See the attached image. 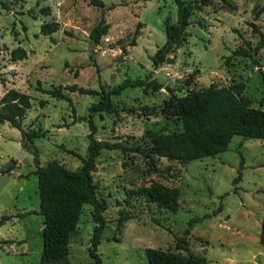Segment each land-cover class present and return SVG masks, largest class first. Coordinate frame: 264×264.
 Segmentation results:
<instances>
[{
    "label": "rangeland",
    "instance_id": "rangeland-1",
    "mask_svg": "<svg viewBox=\"0 0 264 264\" xmlns=\"http://www.w3.org/2000/svg\"><path fill=\"white\" fill-rule=\"evenodd\" d=\"M100 1L102 7L91 0H0V100L10 89L28 94L32 106L22 129L42 133L33 143L24 141L27 150L18 129L0 126V220L10 217L0 226V264H40L43 219L33 157L40 166L57 161L69 170L80 168L87 157L89 107L99 97L64 91L65 99H55L43 91L78 85L100 92L125 79L155 80L161 90L126 89L112 97L111 113L92 118L97 140L129 147L146 145L148 130L173 131L160 114L170 97L166 87L184 96L211 84L243 83L251 106L264 110V46L254 58L233 56L257 46L260 36L251 24L264 32V13L255 18L264 0H210L207 5L183 0L194 7L186 40L157 68L150 57L166 41L165 22H177L175 0ZM44 8L51 14L43 15ZM101 19L110 28L94 45L89 34ZM54 22L59 30L41 35V25ZM17 47L27 52L26 59L12 61ZM40 101L47 104L41 107ZM241 164V181L233 186ZM8 167L11 171L4 174ZM157 167L154 171L142 156L121 151L103 150L97 158L96 193L108 204L97 248L101 264H148L146 248L186 254L176 247L180 238L192 253L213 263L264 264L259 243L264 140L235 136L228 150L215 157L187 163L162 158ZM153 182L180 190L175 212L135 194ZM196 218L201 221L190 226ZM94 227L92 208L85 205L70 239L69 264H95L88 252Z\"/></svg>",
    "mask_w": 264,
    "mask_h": 264
},
{
    "label": "trees",
    "instance_id": "trees-1",
    "mask_svg": "<svg viewBox=\"0 0 264 264\" xmlns=\"http://www.w3.org/2000/svg\"><path fill=\"white\" fill-rule=\"evenodd\" d=\"M93 5L102 7L100 0H91ZM210 3V0H196V4ZM177 7V22L170 24L165 22L166 41L150 60L157 68L165 62L169 53L178 49L186 40V30L191 25L193 5L183 0H175ZM3 8L5 7L2 4ZM43 15H50V8L41 10ZM264 13V7L256 12L255 18ZM141 24H138L136 33ZM253 31L260 36L256 47L242 48L233 52L234 57L254 58L257 52L264 46V32L259 27L251 24ZM109 24L104 19L91 30L89 38L94 45L100 43L101 38L109 31ZM59 30V24L43 23L40 33L50 36ZM130 46H135L132 41ZM12 61L26 59L27 52L17 47L11 51ZM192 77V76H191ZM264 81V76H263ZM143 88L157 92L163 87L155 80L125 79L116 87L100 92L85 89L78 85L56 86L43 91L55 99H65L64 91L78 93L79 95H97L98 101L89 107V134L87 157L82 160V165L77 170H69L57 161H51L46 166H40L38 158L33 157L35 164L34 175L38 179V194L40 200L39 215L43 219L41 232L43 249L40 264H69V247L71 236L77 229L82 209L85 205L92 208V220L95 223L89 247V256L95 264H101L97 254V248L102 239L106 221L104 212L108 204L104 199L98 198L93 173L96 170V161L103 150L121 151L123 154L134 153L146 159L150 168L158 170L159 159L169 162L187 163L215 157L228 150L231 140L235 136L245 139L264 140V110L253 108L247 98L243 83H233L228 86L211 84L202 89H191L184 96L172 95L163 102L160 114L172 125L173 131L163 134L148 130L143 139L146 145L125 146L119 142L100 141L95 138L97 131L93 124L94 115L111 113L114 110L112 97L120 96L126 89ZM264 101V98H263ZM44 107L47 102L40 101ZM32 106L31 97L15 89L6 91L0 100V126L8 123L11 127L21 132L22 147L28 150L24 141L33 143L42 137L39 131H24L22 122L27 111ZM241 164L237 176L232 184L236 186L241 181ZM8 167L3 173H9ZM236 189V188H235ZM135 194L144 198L148 204H153L161 210L175 212L178 208L180 190L169 187L160 182H153L149 186L139 187ZM10 217L4 216L0 220V226ZM201 221L200 218L192 219L193 223ZM118 223H122L119 219ZM259 243L264 245V207L259 233ZM177 249H182L186 254L176 253L171 249L161 250L146 248L144 251L148 264H217L208 261L205 257L192 253L187 247L185 238L177 240Z\"/></svg>",
    "mask_w": 264,
    "mask_h": 264
},
{
    "label": "water",
    "instance_id": "water-1",
    "mask_svg": "<svg viewBox=\"0 0 264 264\" xmlns=\"http://www.w3.org/2000/svg\"><path fill=\"white\" fill-rule=\"evenodd\" d=\"M167 62H169V60H167ZM169 94H170V96H172L173 95V93L171 92V90L169 89V87H166V89H165Z\"/></svg>",
    "mask_w": 264,
    "mask_h": 264
}]
</instances>
